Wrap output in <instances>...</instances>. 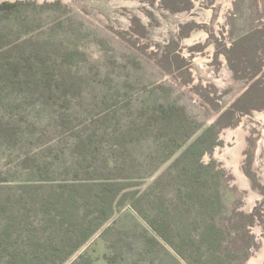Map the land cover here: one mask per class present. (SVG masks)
I'll return each mask as SVG.
<instances>
[{"label": "rangeland", "instance_id": "rangeland-1", "mask_svg": "<svg viewBox=\"0 0 264 264\" xmlns=\"http://www.w3.org/2000/svg\"><path fill=\"white\" fill-rule=\"evenodd\" d=\"M36 1H0V185L125 194L57 264H189L128 203L168 168L222 170L210 248L264 264V0Z\"/></svg>", "mask_w": 264, "mask_h": 264}, {"label": "trees", "instance_id": "trees-1", "mask_svg": "<svg viewBox=\"0 0 264 264\" xmlns=\"http://www.w3.org/2000/svg\"><path fill=\"white\" fill-rule=\"evenodd\" d=\"M203 136L200 134L182 156ZM223 176V171L215 168H168L150 184L152 200L134 193L128 203L189 264H220L210 248L219 236V225L213 215L204 218L201 208L214 206L217 188L213 185L221 182L225 188ZM43 185H0L1 264L63 262L109 218L117 205L115 200L125 197L106 182L64 183L56 189ZM42 187L46 190L41 191ZM192 213L195 215L190 217ZM38 222L43 225L37 226ZM190 222L196 224L198 232L191 233ZM73 238L80 240L66 250Z\"/></svg>", "mask_w": 264, "mask_h": 264}, {"label": "water", "instance_id": "water-1", "mask_svg": "<svg viewBox=\"0 0 264 264\" xmlns=\"http://www.w3.org/2000/svg\"><path fill=\"white\" fill-rule=\"evenodd\" d=\"M2 1V0H0ZM42 0H37L36 2L37 3H40ZM46 1H50V0H46ZM66 1H69V0H61L62 3L66 2ZM218 3L220 4H224V5H230L231 3V0H216Z\"/></svg>", "mask_w": 264, "mask_h": 264}, {"label": "bare ground", "instance_id": "bare-ground-1", "mask_svg": "<svg viewBox=\"0 0 264 264\" xmlns=\"http://www.w3.org/2000/svg\"><path fill=\"white\" fill-rule=\"evenodd\" d=\"M251 263H254V261L250 260Z\"/></svg>", "mask_w": 264, "mask_h": 264}]
</instances>
